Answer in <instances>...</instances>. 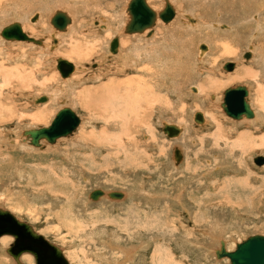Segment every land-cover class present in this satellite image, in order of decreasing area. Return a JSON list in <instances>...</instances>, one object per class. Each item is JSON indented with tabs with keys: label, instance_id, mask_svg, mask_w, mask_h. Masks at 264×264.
Segmentation results:
<instances>
[{
	"label": "rangeland",
	"instance_id": "obj_1",
	"mask_svg": "<svg viewBox=\"0 0 264 264\" xmlns=\"http://www.w3.org/2000/svg\"><path fill=\"white\" fill-rule=\"evenodd\" d=\"M9 1H0V30L14 22L20 23L23 27H35L39 22L31 23L29 19L47 6L46 29L52 32V25H49L48 20L53 11L59 8L54 7L55 3L66 2V0ZM70 1L73 0H67ZM101 1L99 6L91 2L92 5L97 6L96 9L91 3L86 5L87 7L76 3L74 8L78 11L75 13L73 9L60 8L72 14L77 27L81 21L84 25L79 31H71L69 35L68 30L66 33H60L58 50L47 53L32 47L33 44L32 46L25 43L9 42L8 44L5 41L0 44V60L3 59L0 66L2 67L0 86L3 87V104L0 107L3 114H0V148H2L0 151H3L0 152V207L28 223L35 232L61 249L70 264H117L119 261L123 264L125 256L122 252L132 247L135 256L132 257L133 260L128 261L130 263L125 261L124 264L126 262L127 264H228L227 258L216 260L213 254V251L219 248L220 241L225 243V249L230 252L235 249L237 243L250 236H264V165L256 166L253 162L257 157H264V125L251 123L253 121L247 124L244 121L232 120L220 108L223 92L227 88L244 86L249 89L251 84L248 81H234L215 86L210 84L214 81L226 80V76H232L239 68L252 67V56L249 59L242 56L248 53V48L252 45L258 51H264V29L255 36L243 35L241 32L236 35L235 32L239 28L234 25L235 23L231 25L227 21L219 20V26H215L220 29L215 27L210 30L213 37L196 42L198 35L200 34L201 37L207 28L203 27L200 17L189 14L193 17V24L198 23L203 29L199 28L191 33V37H196V40H191L190 55H186L185 62L175 67L169 66L168 70L173 67L171 71L176 72L188 66L189 69L191 68V82L184 88L199 86L202 91L197 93L199 94L197 98L189 94L183 96V101L180 102L173 94L168 92L166 94V90H162L164 99L162 98L163 103L160 105L161 111L151 110L152 113L149 111L151 117L147 118L149 121L147 129L143 125L141 130L136 129V134L132 132L134 136L131 134V144L120 141L122 144L120 149L107 150L100 145L86 144V138L92 137L90 132L95 136L101 135L103 124L98 122L95 126L89 123L86 111L80 105L67 103V99L65 98L64 101L61 96L51 105L50 118L44 121L29 119V116L43 105L32 104L33 98L42 97L48 91L51 93L58 89L66 91L75 88L77 91L79 88L106 80L104 78L94 83L88 81L79 84L81 80L74 79L70 88L65 85L67 80L59 79L58 72L54 69V60L68 59L78 68H83L81 76L87 77L96 75V72L106 67L120 69L122 60L118 58L120 64L112 58L117 54L108 52L109 42L112 39L117 37L120 45V38L125 37L123 43H126L128 48L136 46L142 53L144 48L156 46L161 37H168L167 43H173L172 37L185 36L180 34L178 27L172 22L177 18L183 19V13L190 11H187L184 0H171L177 16L170 24L166 25L158 21L151 33L127 35L122 34V29L128 15L125 11L128 0H113L114 4L112 0ZM13 3L16 5H12ZM1 13L5 14L1 16ZM109 15L112 17L116 15L119 18L123 16L121 27L118 26V22L109 27L106 21L110 19ZM116 27L119 30L118 34H113ZM28 31L30 32L25 30L27 34ZM46 32L36 29L30 35L32 39L39 40L48 38ZM211 38L218 40L211 41ZM48 40L51 42V39ZM213 41L215 44H224L226 51L222 50L217 56L211 55L215 49ZM100 43H102L101 47H99ZM93 44H96V47L92 46ZM201 44L208 47L205 58L203 56L202 59L198 55L200 54L198 47ZM75 45L82 48L75 50ZM125 45L123 44L124 50L122 49L123 56L129 52ZM87 49L91 52L89 53ZM169 50L164 51L166 56L176 55ZM253 53L255 56V52ZM82 55H84L83 61L79 60ZM160 61L162 60L157 59V62ZM227 62L237 63L236 69L232 72L222 71V65ZM156 69L165 71L164 67ZM120 76L122 74H119L118 78ZM126 76L135 77L136 74L130 71L126 72ZM164 82L171 84L168 80ZM182 92L185 93L184 90ZM212 95L213 97L210 98ZM246 101L250 103L251 110L255 112L259 110L258 112L262 113L259 98L255 97L253 92H249ZM63 107L72 108L71 110L80 120L72 136L60 138L55 144H46L42 148H32L28 143L22 144L24 140V138L20 140L22 132L49 126L54 112ZM173 108L175 112L171 111ZM177 110L183 117V122L177 121L176 118L180 116ZM199 111H202L206 117L207 123L204 126H195L192 121L191 116ZM173 114L177 117L175 118ZM163 121L183 127L185 130L182 133L183 137L181 135L177 141L167 139L161 131L160 123ZM136 122L140 124L138 120ZM141 131L144 134H138ZM81 134L85 138H82ZM133 144L136 148L132 147ZM95 147L102 149L97 151ZM173 147L181 149L183 155L179 165L174 162L176 166L171 158ZM93 190L121 191L126 197L121 203L105 199L97 203L91 202L88 201L87 195ZM86 200L88 203L85 202ZM4 237H8L9 242L3 244ZM0 240V264H14L10 256L5 253L13 239L3 236ZM120 248L124 250L121 251ZM23 256L33 261L30 255ZM20 261L23 264L30 263L25 262L23 258Z\"/></svg>",
	"mask_w": 264,
	"mask_h": 264
},
{
	"label": "bare ground",
	"instance_id": "obj_2",
	"mask_svg": "<svg viewBox=\"0 0 264 264\" xmlns=\"http://www.w3.org/2000/svg\"><path fill=\"white\" fill-rule=\"evenodd\" d=\"M1 1V0H0ZM2 1H6V0H2ZM13 2V0H10ZM9 1V2H10ZM17 2V0H15ZM14 1V2H15ZM29 1V0H28ZM51 1V0H49ZM78 1V2H77ZM93 1V2H92ZM117 1V0H116ZM125 1V0H124ZM127 1V0H126ZM169 2V4L172 6L173 3L171 0H167ZM185 2V7L187 8V11H190L189 13H183L182 18H177L174 20L173 25L177 26L179 29V31L181 32L180 34L182 36H185V37H172L171 39L174 40L175 42H177L176 44L174 43H167V38L168 37H161L160 39H158V44L156 46H153L152 48L148 47L149 49L147 48H144L145 50H143V53L139 51L140 48H137L136 46L134 47H129L128 48V45L126 43H123L125 40V37L124 38H120L121 40V44L119 45V39L117 37H115V39H117V43H118V46H117V50H116V53L117 54L116 56L112 57L113 59L115 58L116 61H118L120 58L122 60V67L119 69L117 68H109V67H106V69L104 68V70H100L98 72H96L95 74L96 75H92V77H87V76H84L82 74L83 72V68H78L77 66H75L74 64L73 65V72L71 73V75L67 78H62L59 74V72L57 71L56 69V60L59 59V58H56L54 61H55V65H54V69H56V71L58 72V75H59V79L62 80V81H66V86H69L71 88V84H73V80L74 79H80L81 83H88V81H92L93 83L98 81V80H102L104 78H106L105 82H99V83H96L92 86H85L83 88H79V90L76 91V89L74 88L73 90H59L58 91H52L51 93H46V95H43L42 97H45L46 98V101L44 102H40L42 103L43 105H41V109L39 110H36L34 112V114L32 116H29V119L31 118V120H40V121H44L48 118L51 117V112H50V109H51V105L52 104H55L57 102V97H60V98H63L64 101H65V98L67 99L66 102H70L74 105H80L85 111H86V114H87V118L89 120V123L95 125L97 124L98 122H101L103 124V128L101 129V135L102 137L100 136H95L93 133L90 132V138H86L87 140V143L86 144H95V145H100L104 148H106L107 150H118L121 148L122 144L120 141L122 142H125V143H129L131 144V134L133 132V134L135 133L136 134V129H140L143 128V125L144 127L147 129V123L149 121H147V118L151 115H149V111L151 112V110H153L154 112L155 111H161L160 109V105H162V98H163V94H162V90H166V94L168 92L173 94L180 102L182 100V97L183 96H189V94H191V96L193 98H197L199 94L197 93H200V91H202V89L199 87V86H190L187 87V88H184V86H187V84H190L191 82V68L189 69L188 66L184 68L182 67V69H178V71L176 70H173L171 71L173 67L170 68V70H168L169 66H176V65H179L180 63H182L186 57V55L189 54V50L191 48V40L195 39L196 37L192 38L191 37V33L193 31L196 32L197 29L199 28H202V26L199 24H193V17H191L189 14H191L192 16L193 15H197L198 17H200L202 19L201 23L203 25L204 28H207V31L205 32H202L204 33L201 37L200 34L198 35V39L196 42L198 41H203L205 39L209 40L210 37H213L212 36V33L210 32V30L214 29L216 26L215 25H218L219 26V20H224V21H227L228 24L230 23L231 25L233 23H235L234 25L239 28L236 30V35L238 33H242L243 35H249V34H252L251 36H255L257 34V32H261L263 31L264 29V18H261L263 17L264 15V0H184ZM7 2V4L9 3ZM27 2V1H26ZM25 2V3H26ZM53 2H55L53 0ZM57 3H55V6L54 7H59L58 10H55L53 11L52 13V16L49 18V25L51 26L50 24V20L51 18L53 17V15L55 14V12L57 11H61L63 13H65L67 15V17L70 19V24L67 25L66 29L64 31H59L57 29H55L54 27L51 26L52 28V32L51 30L49 31L48 29H46V22H45V19L47 18L48 16V12L46 11V7L45 5H43L44 9H40L41 11L39 13H35L33 14V16L29 19V21L31 23H35V22H39L37 25H35V27H26V26H22L21 25V28H22V31L29 37L31 38V35L32 33H34V30L36 29H39V30H42V32H46V35L49 39H51V42H49L48 38H42V39H39L40 40V45H35L33 43H28V42H25V41H7L5 39H3L1 36H0V44H2L3 42L2 41H5V42H9L12 44V43H25V44H28V45H31L33 44L32 47L34 48H39L41 49V51L43 52H53L55 49H59V42H58V39L59 37H61L60 33H66V31L68 30V35L71 34L70 32L72 31H79L80 28L84 25L82 23V21L79 23V27L76 26V24H74V18L69 14V12L65 11V10H60V8H65L66 10L69 9H73L72 11H78V9H75L74 8V5L77 3H80L82 5H90V3H94L95 5L97 4V6H99L101 4V0H73V1H70V2H66L65 3H62V1H56ZM129 2V0H128ZM127 2V4H128ZM182 2V1H181ZM4 3V2H3ZM6 3V2H5ZM22 3V2H20ZM19 3V4H20ZM37 3V2H36ZM50 3V2H49ZM52 3V2H51ZM73 3V4H72ZM91 3V5H92ZM112 3L114 4L115 2H113L112 0ZM121 3V2H120ZM146 3L147 5L153 10L155 11V13L157 14V19H156V23H155V26L157 24L158 21H161L159 18H158V13L164 8V5H165V0H146ZM29 4V3H28ZM105 4V3H104ZM127 4H126V7H125V11H126V8H127ZM182 4V3H181ZM3 5H6V4H3ZM14 5V3L12 4ZM16 5V4H15ZM14 5V6H15ZM25 5V4H24ZM23 5V6H24ZM48 5V4H47ZM52 5V4H51ZM111 5V4H110ZM2 6V5H1ZM7 6V5H6ZM5 6V7H6ZM18 6V5H17ZM26 6V5H25ZM84 6L83 9H85L86 7ZM95 9L97 8V6L95 7L94 5H92ZM116 6V5H115ZM22 7V5H21ZM29 7V6H28ZM31 7V5H30ZM33 7V6H32ZM91 7V9L93 8ZM111 7V6H110ZM117 7V6H116ZM3 7H1L2 9ZM27 9V7H25ZM49 8V7H48ZM102 8V6H101ZM114 8V7H113ZM173 10H174V17L171 19V21L175 18V16H177V12L175 11L174 7L172 6ZM185 8V9H186ZM18 9V8H17ZM94 9V10H95ZM112 9V8H111ZM4 10V9H3ZM49 10V9H48ZM53 9H51L52 11ZM108 10V9H107ZM115 10V9H114ZM5 11V10H4ZM7 11V10H6ZM113 11V10H112ZM1 12V11H0ZM15 12V11H14ZM36 12V11H35ZM38 12V11H37ZM46 12V13H45ZM94 12V11H93ZM22 13V12H21ZM29 13V12H28ZM50 13V11H49ZM78 13V12H77ZM82 12H80L81 14ZM5 14V13H3ZM1 13V16L3 15ZM24 14V13H23ZM44 14V16H43ZM115 14V13H114ZM118 14V13H117ZM116 14V15H117ZM121 13H119V16H120ZM8 15V14H7ZM37 15V18L35 21H32V18ZM86 15V14H85ZM92 15V14H91ZM113 15V13H112ZM114 16L112 17H109L110 19H106V21H108V26L110 27L111 25H113L114 23L118 22V26L121 25V22L124 18L120 17L119 16ZM195 15V16H196ZM263 15V16H262ZM13 16V15H12ZM4 17V16H3ZM6 17V16H5ZM29 17V16H28ZM28 17L26 18V20H28ZM180 17V16H179ZM1 18V17H0ZM85 18V17H84ZM4 19V18H3ZM182 19V20H181ZM39 20V21H38ZM79 20V19H78ZM129 20V16L126 15V22L124 24V27L126 25V23L128 22ZM23 21V20H22ZM170 21V22H171ZM1 22V21H0ZM101 22V21H100ZM162 22V21H161ZM170 22L168 23H164V24H170ZM98 23V22H97ZM180 23H182L180 25ZM99 24V23H98ZM103 24V23H102ZM71 25V26H70ZM88 25V24H87ZM123 25V24H122ZM172 25V24H171ZM172 25V26H173ZM70 26V27H69ZM98 26V25H97ZM96 26V28H97ZM100 27H103L101 25H99ZM154 26V27H155ZM217 26V27H218ZM86 27V26H85ZM95 27V26H94ZM121 27V26H120ZM124 27L122 29V34L124 33ZM153 28H150L146 31H144L143 33L145 32H148V33H151L152 30L154 29ZM216 29H220V28H217ZM221 27V26H220ZM83 28V27H82ZM172 28V27H171ZM174 28V27H173ZM203 29V28H202ZM229 29V28H228ZM233 29V28H232ZM25 30H30L29 34H27L25 32ZM170 30V29H169ZM175 30V28H174ZM231 30V29H230ZM1 31V30H0ZM104 31V29H103ZM110 31V29H109ZM118 27H116L115 31L113 32V34H118ZM176 31V30H175ZM200 30H198L199 32ZM203 31V30H202ZM106 32V31H105ZM217 32V30H216ZM220 32V31H219ZM99 33V32H98ZM142 33V34H143ZM76 34V33H75ZM111 34V33H110ZM196 34V33H195ZM259 34V33H258ZM97 35V34H96ZM129 35V34H127ZM131 35H136V34H131ZM171 35V34H170ZM179 35V33H178ZM224 35V34H223ZM63 36V35H62ZM121 36V34H120ZM67 37V36H66ZM111 37V36H110ZM147 37V36H146ZM248 36H246L247 38ZM3 40H2V39ZM64 38V37H63ZM105 38V37H104ZM151 38V37H150ZM250 38V37H249ZM253 38V37H251ZM262 38V37H261ZM264 38V37H263ZM32 39V38H31ZM69 39V38H68ZM80 40V38H78ZM103 39V38H102ZM127 39V38H126ZM64 40V39H63ZM85 40V38H84ZM87 40V39H86ZM94 40V39H93ZM97 40V39H95ZM98 40L101 42V39L98 38ZM97 40V42H99ZM107 40V39H106ZM152 40V39H151ZM169 40V39H168ZM196 40V39H195ZM212 40H218V38H211V41ZM249 40V39H248ZM253 40V39H252ZM251 40V41H252ZM76 41V39H75ZM112 41V40H111ZM110 41V42H111ZM128 41V40H127ZM149 41V40H148ZM153 41V40H152ZM247 41V39H246ZM89 42V41H88ZM110 42H109V45H110ZM170 42V41H169ZM236 42V40H235ZM48 43H51L50 45H48ZM144 43V42H143ZM154 43V42H153ZM203 43V42H202ZM214 43V41H213ZM262 43V42H261ZM264 43V41H263ZM7 44V45H8ZM88 44V43H87ZM102 43L99 44V47H101ZM123 44L127 45V48L129 50V52H127V54L125 53L124 56L122 54V49L124 48L123 47ZM131 44V42H130ZM145 44V43H144ZM148 43H146L147 45ZM193 44V43H192ZM196 44V43H194ZM193 44V45H194ZM215 44V43H214ZM235 44V43H234ZM254 44V43H253ZM257 44V43H256ZM125 45V46H126ZM135 45V43H134ZM201 45H204L205 49H201L200 46ZM199 47H198V50L200 51V54L199 55V58H203V56L206 54L207 52V49L208 47L205 45V44H201ZM259 45V44H258ZM18 48L20 47L19 44H17ZM16 46V47H17ZM23 46V45H22ZM21 46V48H22ZM80 46H82V44H80ZM79 45H75V50H79L77 48H80ZM92 46H95L96 47V44L92 45ZM190 46V47H189ZM250 46V45H249ZM91 47V45L89 46ZM145 47V45H144ZM228 47V46H227ZM20 48V49H21ZM82 48V47H81ZM80 48V49H81ZM94 48V47H92ZM225 46L224 44L222 45L221 43L219 44H215V49L213 51V53L211 55H218L219 52H222V50H224ZM262 48V47H261ZM57 49V50H58ZM71 48H69L70 50ZM142 49V48H141ZM169 49H177L178 51L175 50V52L169 50ZM229 49H232V48H229ZM1 50V49H0ZM38 50V49H37ZM124 50V49H123ZM168 51L171 52V53H176V55L172 56V57H169L166 56L164 53V51ZM197 50V51H198ZM247 50V49H246ZM245 50V51H246ZM22 51V50H21ZM31 51V50H30ZM74 51V50H72ZM82 52V50H80ZM87 51L90 53L91 51H89V49H87ZM126 51V50H125ZM226 51V50H224ZM24 52H27V51H24ZM42 52V53H43ZM47 52V53H48ZM93 52V51H92ZM110 52V51H108ZM227 52H229L227 50ZM255 52V56L253 55ZM12 53V52H11ZM23 53V52H22ZM111 53V52H110ZM167 53V52H166ZM248 53L250 54L249 58L252 56V62H251V65L252 67H249V68H239L238 71L233 74L232 76H226V80H223V81H220V82H211L210 85H218V84H225V83H231V82H234V81H248L250 84H251V89H247V96H249V92H253L254 96L259 98V105L261 107V111L262 113H259L257 110L256 112L252 110L253 112V117L251 119H246V118H242L241 120L239 121H244L245 123L249 124L248 122L250 121H253L251 123H259L261 125H264V51H258L257 48L255 46H251L248 48ZM24 54V53H23ZM21 54V55H23ZM100 54V53H99ZM113 54V53H111ZM239 54V53H238ZM243 54V53H242ZM20 55V56H21ZM41 55V54H40ZM52 55V54H51ZM190 55V54H189ZM47 56V55H46ZM68 56V55H67ZM234 56V55H233ZM244 56V55H243ZM242 56V57H243ZM38 57V56H37ZM41 57V56H40ZM77 57V56H76ZM88 57V55H87ZM99 57V56H98ZM79 58V57H78ZM84 58V55L81 56V58H79V60H82ZM105 58V56H104ZM201 58V59H202ZM205 58V56H204ZM249 58H246V59H249ZM63 59V58H61ZM157 59H161L162 61L160 62H157ZM189 59V58H188ZM200 59V60H201ZM20 60V58H19ZM63 60H66L68 61V59H63ZM78 60V59H77ZM18 61V59H17ZM21 61V60H20ZM36 61V60H35ZM83 61V60H82ZM2 62H3V59L0 60V66H2ZM24 62V61H23ZM33 62V61H32ZM69 62V61H68ZM71 62V61H70ZM69 62V63H70ZM73 62V61H72ZM163 62H169L168 64H164ZM185 62V61H184ZM246 62V60H245ZM13 63V61H12ZM37 63V61H36ZM78 63V62H77ZM114 63V62H113ZM229 63H235V62H229ZM79 64V63H78ZM99 64V63H98ZM116 64V63H115ZM184 64V63H183ZM187 65V63H185ZM192 64V63H191ZM236 64H234V69H236ZM250 64V63H249ZM5 65V64H4ZM100 65V64H99ZM102 65V63H101ZM117 65V64H116ZM224 65V64H223ZM222 65V67H223ZM248 65V64H247ZM115 66V65H114ZM119 66V65H118ZM190 66V65H189ZM157 67H164L165 71H159L157 70L156 68ZM2 67H0L1 69ZM23 68V67H22ZM102 68V67H101ZM100 68V69H101ZM238 68V67H237ZM80 69V70H79ZM103 69V68H102ZM163 69V70H164ZM185 69V70H184ZM233 70L231 71H228V72H232ZM130 71H133L136 76L135 77H128L126 76V72H130ZM222 71L223 68H222ZM227 72V71H226ZM160 73V74H158ZM88 74V73H87ZM86 74V75H87ZM119 74H122V76H120L118 78V75ZM201 74V73H200ZM113 75H116L115 77H112ZM74 76V78H73ZM79 76V78H77ZM0 77H2L1 73H0ZM73 79H72V78ZM72 80H71V79ZM225 78V77H224ZM70 79V80H68ZM8 80V79H7ZM165 80H168L171 81V84L168 85V83L166 84L164 81ZM77 81V80H76ZM8 82V81H7ZM3 83V82H2ZM47 83V82H46ZM194 83V82H193ZM5 84V83H4ZM12 84V83H11ZM77 84V83H76ZM89 85V84H88ZM77 87V85H75ZM224 86V85H223ZM41 87V85H40ZM44 87V86H43ZM236 87V86H234ZM2 88L0 86V107H2L1 105L3 104V93H2ZM64 88V87H63ZM231 88V87H229ZM44 89V88H42ZM204 89V88H203ZM4 90V89H3ZM48 90V89H47ZM51 90V89H50ZM182 90L185 91V93L182 92ZM205 90V89H204ZM165 92V91H163ZM170 94V95H171ZM185 94V95H183ZM172 96V95H171ZM247 96H246V100H247ZM213 97L210 96V98ZM11 98V97H10ZM40 98V97H38ZM38 98H33V101H32V104H35L37 103V99ZM61 99V100H63ZM164 99V98H163ZM175 99V98H174ZM177 100V102H179ZM165 101V100H164ZM183 101V100H182ZM5 102V101H4ZM179 102V103H180ZM248 103V102H247ZM14 104V103H13ZM38 104V103H37ZM46 104V105H45ZM58 104V103H57ZM166 105H168V103L165 102ZM250 104V103H249ZM255 104V103H254ZM6 105V104H5ZM175 105V104H174ZM178 104H176V107H177ZM221 105V104H220ZM201 106V104H199V107ZM10 107V106H9ZM44 107V108H43ZM142 107H146V109H141ZM174 107V106H173ZM180 106H178L179 108ZM250 107V106H249ZM16 108V107H15ZM15 108H13L15 110ZM64 108V107H63ZM70 109V107H67ZM164 108V107H163ZM167 108V107H166ZM176 108V109H178ZM221 108V106H220ZM8 109V108H6ZM53 109V107H52ZM62 109V108H60ZM59 109V110H60ZM72 109V108H71ZM168 109V108H167ZM212 109V108H211ZM13 110V111H14ZM57 110V112L59 111ZM174 108L171 110L173 111ZM181 110V109H180ZM183 110V109H182ZM202 110V109H201ZM222 110V108H221ZM5 111V110H4ZM8 111L10 112L11 110L8 109ZM75 111V110H74ZM178 111V110H177ZM213 111V110H212ZM223 111V110H222ZM6 112V111H5ZM56 112V111H55ZM55 112H54V115H53V118L55 116ZM56 112V113H57ZM175 112V110H174ZM172 112V113H174ZM152 113V112H151ZM179 113V111H178ZM177 113V114H178ZM197 113V112H196ZM198 113H201L202 117H203V123L202 124H197L194 122L193 120V117H194V114L193 116H191L192 118V121L193 123L195 124V126H204L206 123H207V120H206V117L204 115V113L202 111H199ZM224 113V112H223ZM0 114H2V111L0 109ZM160 114V113H159ZM167 114V113H166ZM175 114V113H174ZM173 114V116H174ZM3 115V114H2ZM1 115V117H2ZM177 117V115H175L174 117L177 119V121H181L183 122V117L181 116V114L179 113ZM8 116V115H7ZM77 116V115H76ZM9 117V116H8ZM78 117V116H77ZM151 117V116H150ZM149 117V118H150ZM173 117V118H174ZM148 118V119H149ZM185 119V118H184ZM188 119V117H187ZM53 120V119H52ZM136 120H138L139 123L136 122ZM144 120V121H142ZM151 120V119H150ZM80 121V120H79ZM187 121V120H186ZM33 122V121H32ZM143 123V124H142ZM250 123V124H251ZM80 124V123H79ZM138 124V125H137ZM163 124H167V125H174V126H177L179 129H180V132L179 134L176 136V137H173V138H169L167 137L165 134V137L167 139H174L173 141H177V139L180 138V136L184 134L183 131L184 128L179 126V125H175V124H170L168 122H161L160 125L163 127ZM185 124V122H184ZM149 125V124H148ZM252 125V124H251ZM254 125V124H253ZM258 125V124H257ZM79 126V125H78ZM77 126V128H78ZM96 126V125H95ZM184 126V125H183ZM188 126V125H187ZM249 126V125H248ZM161 127V129H162ZM144 128V129H145ZM151 128V126H150ZM145 129V130H146ZM251 129V128H250ZM77 130V129H76ZM162 131V130H161ZM1 132V131H0ZM76 132V131H75ZM73 132V134L75 133ZM141 133V134H144L142 131L141 132H138V134ZM146 133V132H145ZM163 133V132H162ZM85 134V133H84ZM132 134V135H133ZM149 134V133H148ZM146 135V134H145ZM21 139L24 138V140H22V144H25L27 145L26 143L30 145V139L29 138H26L24 135H23V132L21 133ZM72 136V135H71ZM82 136V134H81ZM134 136V135H133ZM137 136V135H136ZM142 136V135H141ZM240 136V135H239ZM237 135V137H239ZM261 136V135H260ZM70 137V136H68ZM84 136H82L83 138ZM144 137V135H143ZM157 137V136H156ZM181 137V138H182ZM66 138V137H64ZM85 138V137H84ZM176 138V140H175ZM157 139V138H156ZM116 140V141H115ZM114 141V142H112ZM41 142H43V145H41ZM40 142V146L39 147H33L31 146L32 148H42L44 145H50L48 144L47 142H45L44 140H42ZM154 144V143H153ZM146 145V144H145ZM152 145V144H151ZM155 145V144H154ZM174 145V144H173ZM172 145V146H173ZM147 146V145H146ZM133 148H136L135 147V144L132 145ZM155 148V146H153ZM177 148L179 150V152L181 153V160L179 162V164L181 163L182 161V158H183V155H182V151L181 149H179L178 147H173V150H172V161L174 160L173 159V151L174 149ZM2 149V148H0ZM95 149L98 151V149H102L101 147H95ZM99 150V151H100ZM2 151V150H1ZM0 151V152H1ZM3 152V151H2ZM173 164H174V161H173ZM177 164V165H179ZM255 164V163H254ZM175 165V164H174ZM176 166V165H175ZM257 166V165H256ZM44 190V189H43ZM46 190V189H45ZM93 191H96V190H93ZM103 194L98 198L97 201H93L90 199V197L87 195V199L88 201H91V202H99L100 200L102 199H105V200H108L110 202H122L125 197H126V194L124 192H121V191H103V190H100ZM44 192V191H43ZM111 192H117V193H121L122 194V199L120 200H113V199H109L108 198V193H111ZM54 200V199H53ZM88 201L86 200L85 202L88 203ZM86 205V204H85ZM85 207V206H84ZM1 208V207H0ZM3 209V208H1ZM5 210V209H3ZM7 211V210H6ZM13 215V214H12ZM14 216V215H13ZM15 217V216H14ZM17 218V217H16ZM18 219V218H17ZM21 221V220H20ZM218 226V225H217ZM216 226V228H217ZM215 228V227H214ZM218 229V228H217ZM34 230V229H33ZM215 231V229H214ZM217 231V230H216ZM219 231V230H218ZM37 233V232H36ZM218 233V232H217ZM222 233V232H221ZM220 233V234H221ZM86 235V233H85ZM212 235V234H211ZM110 236V235H108ZM221 236V235H220ZM111 237V236H110ZM112 238V237H111ZM3 239V238H1ZM214 239V238H213ZM1 241V240H0ZM185 241V240H184ZM6 242H9V238L8 237H4V242L3 244H5ZM1 243V242H0ZM112 243V242H111ZM220 243V242H219ZM2 244V245H3ZM225 244V243H224ZM54 245V244H53ZM56 246V245H55ZM108 246V245H107ZM2 249V248H1ZM4 249V248H3ZM123 249V248H122ZM121 248L120 250L123 251ZM61 250V249H60ZM216 251V249H215ZM215 251H213L214 253V256H215ZM62 254H63V251L61 250ZM136 252V251H135ZM5 253H6V250H5ZM134 253V250H133V247L127 251H123L122 254H124L123 257L124 258V261L122 262L123 264L125 263V261H131L133 260L132 257L135 256L133 255ZM7 254V253H6ZM26 256H29L27 254H25ZM104 255V254H103ZM23 256V255H22ZM21 256V257H22ZM64 256V255H63ZM20 259L22 260H25V262H30L29 264H34L33 261L31 260V258H27V257H22ZM66 256H64L65 258ZM98 257V256H97ZM11 258V257H10ZM12 259V258H11ZM19 259V261H20ZM66 259V258H65ZM13 260V259H12ZM216 260H219L216 258ZM67 261V259H66ZM111 261V260H110ZM109 261V262H110ZM228 261V260H227ZM14 264H16V262L13 260ZM68 262V261H67ZM120 262V261H119ZM118 262V263H119ZM126 262V264H127ZM20 263H22L20 261ZM69 263V262H68ZM117 263V264H118ZM130 263V262H128ZM23 264V263H22ZM70 264V263H69ZM121 264V263H119ZM228 264H229V261H228Z\"/></svg>",
	"mask_w": 264,
	"mask_h": 264
},
{
	"label": "water",
	"instance_id": "obj_3",
	"mask_svg": "<svg viewBox=\"0 0 264 264\" xmlns=\"http://www.w3.org/2000/svg\"><path fill=\"white\" fill-rule=\"evenodd\" d=\"M129 20L124 27L125 34H142L144 31L153 28L156 23L157 14L146 3V0H129L126 8ZM174 17V10L167 0H165L164 8L158 13V18L163 23H168ZM37 15L32 18L35 21ZM52 27L59 31H64L70 24V19L61 11L55 12L50 20ZM0 36L7 41H25L40 45V40L29 38L21 28L18 22H14L4 27L0 31ZM117 39H112L109 45V51L116 53ZM201 49H205L203 45ZM250 54H244V58H249ZM224 71H231L234 68L233 63H225ZM56 69L62 78H67L73 72V65L61 58L56 60ZM247 89L244 86H236L227 88L223 92L221 108L224 114L235 121L242 118L251 119L253 112L246 101ZM46 101L45 97L37 99V103ZM193 120L197 124L203 123L201 113H195ZM79 125V118L69 108L60 109L54 116L50 125L47 127H39L23 132L26 138L30 139V145L39 147L40 142L44 140L50 145L56 143L60 138L68 137L76 131ZM162 132L169 138L176 137L180 129L174 125L163 124ZM173 159L175 164L181 160V153L177 148L173 151ZM255 165H264V157H257L253 160ZM103 193L100 190L92 191L89 197L93 201H97ZM108 198L113 200L122 199V194L117 192L108 193ZM9 236L13 239L6 253L16 262L22 255H30L34 264H69L64 258L61 250L46 240L43 236L36 233L33 228L26 222L20 221L10 212L0 208V237ZM217 259L227 258L229 264H264V236L254 235L242 240L235 245L233 251H227L225 244L220 241L219 248L215 251Z\"/></svg>",
	"mask_w": 264,
	"mask_h": 264
}]
</instances>
